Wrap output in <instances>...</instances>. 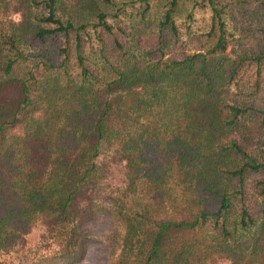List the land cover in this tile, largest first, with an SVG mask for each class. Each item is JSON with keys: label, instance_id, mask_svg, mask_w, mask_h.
Returning a JSON list of instances; mask_svg holds the SVG:
<instances>
[{"label": "trees", "instance_id": "16d2710c", "mask_svg": "<svg viewBox=\"0 0 264 264\" xmlns=\"http://www.w3.org/2000/svg\"><path fill=\"white\" fill-rule=\"evenodd\" d=\"M99 215L105 264H264V0H0V264Z\"/></svg>", "mask_w": 264, "mask_h": 264}, {"label": "rangeland", "instance_id": "374dc122", "mask_svg": "<svg viewBox=\"0 0 264 264\" xmlns=\"http://www.w3.org/2000/svg\"><path fill=\"white\" fill-rule=\"evenodd\" d=\"M181 16L183 17L182 14ZM181 16H177L175 22L178 24V27L182 32L186 31V24L189 25L190 31L203 30L209 20V12L206 9H193L191 20L186 23H183ZM108 173V179L103 181L99 186V194L102 196L112 187V185L121 181L120 167L117 166V168H111ZM88 228L93 231V235L88 243L82 261L76 264H105L108 258V253L113 250L111 248L112 243L110 234L113 228V222L108 217L99 215L88 223ZM28 244L29 242L25 240L24 245L27 246Z\"/></svg>", "mask_w": 264, "mask_h": 264}, {"label": "clouds", "instance_id": "9594fccd", "mask_svg": "<svg viewBox=\"0 0 264 264\" xmlns=\"http://www.w3.org/2000/svg\"><path fill=\"white\" fill-rule=\"evenodd\" d=\"M17 19H19V16H17Z\"/></svg>", "mask_w": 264, "mask_h": 264}]
</instances>
